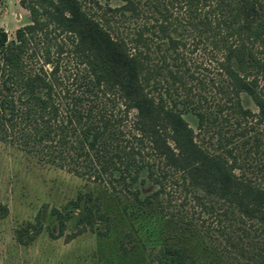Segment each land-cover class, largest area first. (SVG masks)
I'll return each instance as SVG.
<instances>
[{"label": "trees", "instance_id": "trees-1", "mask_svg": "<svg viewBox=\"0 0 264 264\" xmlns=\"http://www.w3.org/2000/svg\"><path fill=\"white\" fill-rule=\"evenodd\" d=\"M84 1L19 0L29 21L12 38L0 27V139L38 161L115 192L129 191L140 205L170 214L184 233L197 223L184 201L175 203L170 190L175 185L203 211L213 205L189 188L264 223V185L236 171V145H229L264 123V0H122L117 6L88 0L105 13L143 19L132 35L119 34L108 16L103 23ZM202 41L220 56L217 77L199 80L200 88L218 89L214 110L206 112L190 101L182 109L171 93V85L187 93L198 80L183 53L171 50ZM162 44V64L152 63L151 45ZM72 56L77 68L65 86L60 70ZM168 56L178 59L177 69ZM32 57L36 64L28 62ZM241 92L256 111L242 104ZM184 110L196 115L198 131L223 116L231 132L219 133L216 149L203 146ZM253 136L258 145L260 138ZM146 180L157 187L142 196L134 184ZM153 257L157 264H182L179 250L160 248ZM254 264H264V256Z\"/></svg>", "mask_w": 264, "mask_h": 264}, {"label": "rangeland", "instance_id": "rangeland-1", "mask_svg": "<svg viewBox=\"0 0 264 264\" xmlns=\"http://www.w3.org/2000/svg\"><path fill=\"white\" fill-rule=\"evenodd\" d=\"M84 2L86 8H91L88 0ZM108 3L117 6L122 0ZM102 9L91 8L103 23L106 16L110 17V25L119 34L132 35L134 25L143 20L126 19L123 14L105 13ZM28 21V11L19 0H0V27L9 38ZM201 29L205 33L204 26ZM48 43L53 46L54 42ZM162 45H151L152 63L162 64ZM171 51L183 53L198 74L187 93L181 89L177 92L171 85L173 100L182 109L190 101L195 109L214 110L218 89L210 85L200 88L199 80L217 77L218 52L203 41L197 47L190 44ZM33 57L28 62L36 64ZM166 59L172 69H177L178 59ZM76 68L72 56L60 70L65 86L70 79L67 75ZM154 77L160 78L161 74ZM169 81L174 83L171 78ZM240 98L244 106L257 110L248 94L241 92ZM224 113L233 116L230 109H224ZM183 117L196 131L195 138L212 150L216 149L219 133L231 132L232 126L222 120L223 116L215 122L208 121L199 131L192 110H184ZM256 126L259 132L236 136L229 145H236L240 163L236 171L242 170L264 185V123ZM253 135L260 138L258 145L253 144ZM141 176H145L144 171ZM134 185L140 188L142 196L157 187L149 180ZM189 189L204 194V201L213 205V210L203 211L199 205H193L190 195L185 197L182 186H172L175 203L184 201L197 223L192 231L184 233L176 228L170 214L140 205L129 191L115 192L66 169L38 161L32 153L0 139V264H157L153 252L160 248L179 250L182 264H254L264 256L263 222L242 216L235 207L198 187Z\"/></svg>", "mask_w": 264, "mask_h": 264}]
</instances>
